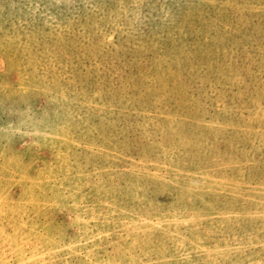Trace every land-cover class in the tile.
<instances>
[{"label": "rangeland", "instance_id": "rangeland-1", "mask_svg": "<svg viewBox=\"0 0 264 264\" xmlns=\"http://www.w3.org/2000/svg\"><path fill=\"white\" fill-rule=\"evenodd\" d=\"M0 264H264V0H0Z\"/></svg>", "mask_w": 264, "mask_h": 264}]
</instances>
